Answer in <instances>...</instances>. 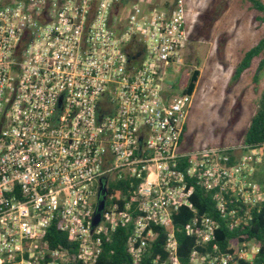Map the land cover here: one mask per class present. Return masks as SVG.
<instances>
[{
  "label": "built area",
  "instance_id": "1",
  "mask_svg": "<svg viewBox=\"0 0 264 264\" xmlns=\"http://www.w3.org/2000/svg\"><path fill=\"white\" fill-rule=\"evenodd\" d=\"M187 42L184 0H0V264H95L117 228L137 264L157 226L152 264H180L176 230L194 238L186 264L252 263L259 243L219 249L218 220L189 198L198 188L228 229L246 225L264 210V142L182 147Z\"/></svg>",
  "mask_w": 264,
  "mask_h": 264
},
{
  "label": "rangeland",
  "instance_id": "2",
  "mask_svg": "<svg viewBox=\"0 0 264 264\" xmlns=\"http://www.w3.org/2000/svg\"><path fill=\"white\" fill-rule=\"evenodd\" d=\"M184 5L188 42L182 81L193 68L198 77L182 147L239 143L264 85L263 55L254 56L236 79L232 74L242 54L263 34L264 22L247 0H184ZM262 174L255 181L264 186Z\"/></svg>",
  "mask_w": 264,
  "mask_h": 264
},
{
  "label": "trees",
  "instance_id": "3",
  "mask_svg": "<svg viewBox=\"0 0 264 264\" xmlns=\"http://www.w3.org/2000/svg\"><path fill=\"white\" fill-rule=\"evenodd\" d=\"M250 7L258 12L260 16L259 21L264 22V3L260 0H247ZM258 54H262L264 58V32L256 41V43L248 48L241 56L236 64L232 79H236L239 74L249 66L251 59ZM261 59L258 68L262 64ZM198 77V69L193 68L189 71L184 87L183 93H192ZM184 131V127H183ZM241 142L245 144H256L264 142V85L260 91L256 108L251 114L247 126L244 129ZM264 185V179L263 183ZM116 185L110 186L109 190L116 195ZM264 187V186H262ZM108 191V189H107ZM190 202L194 205L198 213H205L218 220V228L214 231V240L218 244V248L225 250L230 247L226 245L233 244L240 240V235L243 239H253L259 243V252L255 255L251 264H264V210L260 209L257 212L252 211V219L246 225H239L233 229H228L222 219H219L214 212L212 202L207 193H204L198 188L192 192ZM190 217L188 210L185 207H179L176 213L171 218L172 225L179 228ZM154 236L149 239L148 247L145 254L141 257L137 264H152V259L157 256L163 259L165 256L162 240L164 233L167 231L166 226L153 227ZM127 230L125 228H117L110 236V240L103 242L101 252L95 264H130L129 256L126 253L123 243L126 237ZM47 237L50 239L51 246L56 242H64V234L58 233L54 227H50L47 231ZM175 238L177 240L176 254L180 264H186L187 257L192 249L194 238L190 235H185L182 230L175 231ZM78 264V263H70ZM239 264H248L241 261Z\"/></svg>",
  "mask_w": 264,
  "mask_h": 264
},
{
  "label": "water",
  "instance_id": "4",
  "mask_svg": "<svg viewBox=\"0 0 264 264\" xmlns=\"http://www.w3.org/2000/svg\"><path fill=\"white\" fill-rule=\"evenodd\" d=\"M103 191H104V189L102 188V186H98V188H97V200H96L94 210H93V214L91 217V224L92 225H95L99 220L100 211L103 207L104 196L101 195V193H103Z\"/></svg>",
  "mask_w": 264,
  "mask_h": 264
},
{
  "label": "crops",
  "instance_id": "5",
  "mask_svg": "<svg viewBox=\"0 0 264 264\" xmlns=\"http://www.w3.org/2000/svg\"><path fill=\"white\" fill-rule=\"evenodd\" d=\"M193 91H194V89H193ZM193 93V92H192ZM182 142V141H181ZM264 172V157H263V161H262V163H260L259 165H257L256 167H255V171H254V175H253V178L255 179V175L257 174V173H259V174H261V176H263V173Z\"/></svg>",
  "mask_w": 264,
  "mask_h": 264
}]
</instances>
